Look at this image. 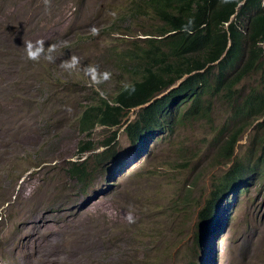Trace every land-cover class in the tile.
<instances>
[{"label": "rangeland", "instance_id": "1", "mask_svg": "<svg viewBox=\"0 0 264 264\" xmlns=\"http://www.w3.org/2000/svg\"><path fill=\"white\" fill-rule=\"evenodd\" d=\"M50 3L46 10L44 0H0V128L10 125L12 136L7 138L13 145L0 146V264H16L4 244L17 241L5 231L30 226L39 214L47 216L49 230L60 228L63 218L84 220L69 234L75 244L67 245L61 251L67 254L54 264L69 259L75 264L78 256H84V264H264V175L244 178L224 194L216 218L208 224L210 233L206 231L200 243L195 239L198 215L226 173L238 162L258 159L249 152L256 122L238 131L231 103L218 98L173 133H156L136 148L138 152L123 125L135 119L138 109L128 112L121 127H95L89 136L81 133L83 109L97 105L99 98L109 101L119 87V66L108 52L122 46L114 38L124 39L128 48L133 40L145 38L143 31L159 24L149 14L131 17L132 5L141 0ZM108 27H116L123 37L107 35ZM37 39L46 45L66 41L55 63L26 59L24 41ZM71 55L111 72L110 83L98 89L83 73L62 69L61 61ZM260 77L259 72L245 77L235 87L236 101L259 91ZM233 136L232 154H222ZM83 147L96 149L87 156L106 150L110 155L87 164L81 187L67 170L70 162L79 160ZM78 209L86 210L82 219L73 216ZM129 211L135 223L127 222ZM95 219L100 223L97 231ZM108 219L115 224L105 222ZM52 234L42 243L53 241Z\"/></svg>", "mask_w": 264, "mask_h": 264}, {"label": "trees", "instance_id": "2", "mask_svg": "<svg viewBox=\"0 0 264 264\" xmlns=\"http://www.w3.org/2000/svg\"><path fill=\"white\" fill-rule=\"evenodd\" d=\"M141 1L132 5L131 17L149 14L159 26L147 28L148 31H143L145 38L133 40L128 48L124 39L114 38L122 46L110 48L108 52L111 61L119 66V87L109 101L99 98L97 105L83 109L79 129L89 136L96 126L118 128L129 111L138 109L135 119L124 130L136 149L158 132L173 133L182 122L199 114L205 104L209 108L211 101L218 98L231 103L238 131L243 132L256 122L249 152L259 157L238 162L226 173L198 215L197 230H203L216 218L217 206L224 194L244 178L264 175V7L262 0ZM242 1L238 22L230 24L227 31L223 24ZM189 20L194 23L190 25ZM111 27L105 29L107 35L123 37L116 27ZM253 72L261 74L260 90L255 89L242 101H236L235 87ZM184 76L187 77L172 88ZM127 85L134 86L135 91L126 90ZM113 140L115 134L107 145ZM235 140L233 136L231 144L222 148V154H232ZM91 151L95 148L83 147L80 154ZM109 155L106 150L70 162L67 172L84 187L87 164L102 162Z\"/></svg>", "mask_w": 264, "mask_h": 264}, {"label": "bare ground", "instance_id": "3", "mask_svg": "<svg viewBox=\"0 0 264 264\" xmlns=\"http://www.w3.org/2000/svg\"><path fill=\"white\" fill-rule=\"evenodd\" d=\"M178 82L176 83V86H178ZM10 109H11V107H10ZM13 122V121H12ZM1 123V122H0ZM8 124H9V122H8ZM6 125V124H5ZM12 125V124H11ZM10 125H6V127L4 126V127H1L0 128V146H3L4 144L6 145L7 143H9V139L7 138V137H10V134H11V131H10V127H9ZM14 126V125H13ZM7 127H9V128H7ZM13 128V127H12ZM15 130V129H14ZM13 130V131H14ZM15 133V132H14ZM13 133V134H14ZM16 134V133H15ZM11 136H12V134H11ZM14 136V135H13ZM10 141H11V139H10ZM13 143H15V142H13ZM8 147H12L13 145H11L10 143H9V145H7ZM6 146V147H7ZM5 147V148H6ZM8 147H7V149H8ZM1 149V148H0ZM2 153V152H1ZM9 155V154H8ZM243 190V189H242ZM83 214H85L86 215V210H82V209H78V211H77V214H74L73 216H75V217H77V216H79L80 218H81V216L80 215H83ZM112 215V214H111ZM104 217V216H103ZM106 217V216H105ZM113 217V216H112ZM112 217H110V218H112ZM122 217V216H121ZM70 218L71 217H69V218H63L64 220H62V222H63V224H65V226H63V224H60V228L58 227V229H50L49 230V228L48 227H46V225L44 224L45 223V221H47L48 220V218H47V216L46 215H42V214H39V215H37L35 218H33L32 220H30V222H29V224H30V226H27V225H25V224H23V225H21V226H19L18 227V229L15 231V232H13V233H11V232H9V231H5V232H7V234H9V235H12L13 236V239H14V241H17V244L16 243H14V242H10V243H8V242H5V246L4 247H7L9 250H12V257H13V260H14V262L16 263V264H54L59 258L58 257H60L61 255H63V254H67V253H63V252H61V251H64L65 249H66V246L67 245H69V244H75V242L73 243V242H69V238H70V236H69V234H71V233H74L73 232V228H76L75 226L77 225V224H79V227H80V225L82 224L83 225V223L82 222H84V220H82V221H80L79 223H74L73 222V219L71 218V220H70ZM67 219H69L68 221H67ZM77 219H78V217H77ZM82 219V218H81ZM88 219V218H87ZM74 220H76L75 218H74ZM118 220H119V218H118ZM97 220L95 219V226H97V228H96V231H97V229L99 228V225H100V223L99 222H96ZM105 221V220H104ZM120 221V220H119ZM121 221H122V219H121ZM120 221V223H123V222H121ZM87 222V221H86ZM105 222H107L108 224H115V222L116 221H114V220H112V219H108V220H106ZM125 222V221H124ZM59 223V222H58ZM58 225V224H57ZM62 225V226H61ZM67 225V226H66ZM105 225H107L106 223H105ZM119 225V224H118ZM85 226V225H84ZM83 226V227H84ZM73 227V228H72ZM77 228H78V226H77ZM82 228V227H81ZM86 228H87V226H86ZM89 228H91V226L89 227ZM88 228V229H89ZM102 228H104V226L102 227ZM101 228V229H102ZM100 229V230H101ZM110 229V228H109ZM72 230V231H71ZM83 230V229H82ZM85 231V230H84ZM92 231V230H91ZM49 232H51V234H52V232H53V234L52 235H54V237H53V241L52 240H50V242H45L44 244L42 243L43 242V239H44V236L45 235H47ZM59 232H61V233H63V234H61V233H59ZM76 232V231H75ZM81 231H79V233H80ZM93 232V231H92ZM86 233H88V231L86 232ZM100 233V232H99ZM105 233V232H104ZM89 234V233H88ZM90 234H92V233H90ZM31 235L33 236V235H35V236H33V237H31ZM83 235H84V232H83ZM48 236V235H47ZM88 236V235H87ZM63 237H64V240H63ZM48 238H50V237H48ZM76 238V237H75ZM82 238H84V237H81V239ZM86 238V237H85ZM51 239H52V237H51ZM77 239H79L78 237H77ZM47 240V239H46ZM45 240V241H46ZM49 240V239H48ZM68 241V242H67ZM84 241V240H83ZM81 242V241H79V242H81V243H83L84 244V242ZM61 244V243H65V244H61V246L60 245H58L59 243ZM78 242V243H79ZM86 242V241H85ZM84 245H86V244H84ZM87 245H88V242H87ZM77 247V246H76ZM83 247V246H82ZM90 247V246H89ZM93 247V246H92ZM74 248V247H73ZM72 248V249H73ZM71 249V250H72ZM75 249H77V248H75ZM74 249V250H75ZM84 249H85V247H84ZM87 249V248H86ZM85 249V250H86ZM84 250V251H85ZM21 251V252H20ZM80 251V250H79ZM83 251V250H82ZM100 251V250H99ZM4 252H5V249H4ZM6 252H8V251H6ZM10 252V251H9ZM73 252V251H72ZM75 252V251H74ZM87 252H88V250H87ZM90 252V251H89ZM96 252V251H95ZM75 253H80V252H75ZM74 253V254H75ZM84 253V252H83ZM86 253V252H85ZM82 254V253H81ZM96 254V253H95ZM95 254H93V255H95ZM84 255V254H83ZM88 255V254H87ZM90 255H91V253H90ZM81 256V255H80ZM11 257V256H10ZM61 257H64V255L63 256H61ZM60 257V258H61ZM66 257H67V255H66ZM83 257L84 256H81V257H79L78 256V258H76V256L75 255H73L72 253H71V258H76V263L75 264H84V260H83ZM58 258V259H57ZM68 258H69V254H68ZM80 258V259H79ZM86 258V257H85ZM88 258V257H87ZM91 258H93L92 256H91ZM67 259V258H66ZM12 260V261H13ZM61 260V259H60ZM64 260V259H63ZM89 260H91V259H89ZM87 261H85V263H86ZM93 261L91 260V263H92ZM94 262H96V261H94ZM89 263V262H88ZM88 263H86V264H88ZM58 264H72L71 263V259H69V261L67 262H64L63 261V263H58Z\"/></svg>", "mask_w": 264, "mask_h": 264}, {"label": "clouds", "instance_id": "4", "mask_svg": "<svg viewBox=\"0 0 264 264\" xmlns=\"http://www.w3.org/2000/svg\"><path fill=\"white\" fill-rule=\"evenodd\" d=\"M243 3H244V1H242L240 4H238L234 14L232 16H230L227 23L223 24V28L226 29L227 31H228V26L230 24L238 22L237 21V15L239 12L238 8L241 5H243ZM44 4L46 6V10H49L51 7L50 0H44ZM261 6L264 7V0H262ZM188 23L191 25L194 23V21L189 20ZM243 25H245V23H243L242 26H240V29H243ZM90 31L93 34H95L97 29L95 27H92L90 29ZM65 44H66V41H64V40H58L54 43H50L47 45H46V41L43 39H37L35 41H32V40L24 41V52H25L26 59L29 61H32V62H36V63L40 62L41 59H43L49 63H55L56 59H57V56H56L57 52L61 51L63 49V47L65 46ZM60 67L62 69H64L65 71L83 73L88 78L89 82L98 89L101 87V85L110 83V81L112 79V73L111 72H109L108 70H101L100 66L97 64H82L80 57H78L76 55H71V56L63 59L61 61ZM186 77L187 76H184L181 80H183ZM181 80H179L177 82L180 83ZM126 90H128L129 92H134L135 88L132 85H127ZM123 120H122V122H123ZM122 122H121V124H122ZM128 123L129 122H125L123 125L127 126ZM96 127H101V126H96ZM120 127H121V125H120ZM124 130H125V128H124ZM167 133H170V132H167ZM149 140H150V138L148 140H146V142ZM146 142L141 147L145 146ZM138 147L136 146V148H138ZM140 148H138V149H140ZM89 149H91V148H89ZM93 152H95V151L87 152L84 155L80 154L82 159H80L81 158L80 157L78 161L86 159L88 157L87 154L93 153ZM92 155H94V154H91L89 156H92ZM75 162H77V161H75ZM243 190H247V188L243 189ZM126 220L129 224L135 223V219H134V215H133L132 211L128 212V214L126 215ZM205 227H207V228H204L203 230H197L196 238H195L196 243L198 242V239H199V243H200L203 240V238L207 234L210 233V230H209L210 227H208L207 224L205 225ZM206 231H209V232L204 235V233H206Z\"/></svg>", "mask_w": 264, "mask_h": 264}]
</instances>
